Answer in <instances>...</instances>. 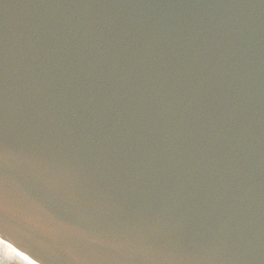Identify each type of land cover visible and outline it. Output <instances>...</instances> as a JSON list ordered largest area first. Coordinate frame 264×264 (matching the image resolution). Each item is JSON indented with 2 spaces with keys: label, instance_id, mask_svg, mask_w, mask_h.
Returning <instances> with one entry per match:
<instances>
[{
  "label": "water",
  "instance_id": "obj_1",
  "mask_svg": "<svg viewBox=\"0 0 264 264\" xmlns=\"http://www.w3.org/2000/svg\"><path fill=\"white\" fill-rule=\"evenodd\" d=\"M0 235L264 264V0H0Z\"/></svg>",
  "mask_w": 264,
  "mask_h": 264
},
{
  "label": "bare ground",
  "instance_id": "obj_2",
  "mask_svg": "<svg viewBox=\"0 0 264 264\" xmlns=\"http://www.w3.org/2000/svg\"><path fill=\"white\" fill-rule=\"evenodd\" d=\"M0 256L12 261L13 259L21 264H41L33 257L25 253L17 245L0 235Z\"/></svg>",
  "mask_w": 264,
  "mask_h": 264
},
{
  "label": "rangeland",
  "instance_id": "obj_3",
  "mask_svg": "<svg viewBox=\"0 0 264 264\" xmlns=\"http://www.w3.org/2000/svg\"><path fill=\"white\" fill-rule=\"evenodd\" d=\"M10 262H12L13 264H21V263H18L17 261H15L14 259Z\"/></svg>",
  "mask_w": 264,
  "mask_h": 264
}]
</instances>
